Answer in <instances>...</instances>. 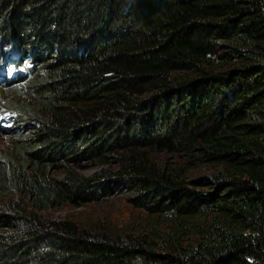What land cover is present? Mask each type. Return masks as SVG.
<instances>
[{"label": "trees", "instance_id": "trees-1", "mask_svg": "<svg viewBox=\"0 0 264 264\" xmlns=\"http://www.w3.org/2000/svg\"><path fill=\"white\" fill-rule=\"evenodd\" d=\"M6 58L0 264H264V0H0ZM122 191L148 228L42 214Z\"/></svg>", "mask_w": 264, "mask_h": 264}, {"label": "rangeland", "instance_id": "rangeland-1", "mask_svg": "<svg viewBox=\"0 0 264 264\" xmlns=\"http://www.w3.org/2000/svg\"><path fill=\"white\" fill-rule=\"evenodd\" d=\"M7 59V58H6ZM26 64H11L7 59L5 65L0 61V87L4 85V82L12 78L16 74H25ZM3 91L0 88V157L9 153L15 144V139L4 135L5 129H15L17 126H21L24 123L22 117L14 115L12 108L6 105L4 102L8 97L4 98ZM34 98L32 92H24L20 101L16 102L20 105L27 104L33 107V103L30 102L31 98ZM37 99V98H34ZM23 126V125H22ZM95 169L86 171V174H91ZM193 174H200L199 171H194ZM13 195L5 197L3 200L8 201ZM130 193L122 191L121 193H114L108 196L104 201L99 203H90L81 207H58L50 210H43L42 214L49 219H69L73 220L81 225L92 227L95 229H106L108 231L126 232V231H142L148 228L151 224V218L139 208L133 206L129 198Z\"/></svg>", "mask_w": 264, "mask_h": 264}]
</instances>
